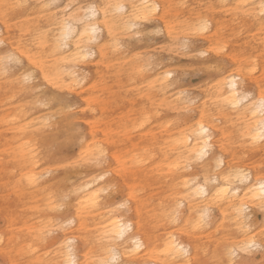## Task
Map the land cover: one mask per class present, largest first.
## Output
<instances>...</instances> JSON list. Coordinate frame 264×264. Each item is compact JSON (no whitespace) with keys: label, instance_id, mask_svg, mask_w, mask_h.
Returning <instances> with one entry per match:
<instances>
[{"label":"clouds","instance_id":"obj_1","mask_svg":"<svg viewBox=\"0 0 264 264\" xmlns=\"http://www.w3.org/2000/svg\"><path fill=\"white\" fill-rule=\"evenodd\" d=\"M128 2L144 8L148 18L137 21L139 28L136 33L122 34V50L113 52L106 46L107 31L101 24L94 54L84 63L59 66L78 69L83 76L80 85H73L71 91L66 87L45 89L48 94L66 97L65 103L72 111L59 114L51 127L34 138L35 146L32 148L35 155L29 164L39 161L42 168L38 181L45 183L36 186L44 189L36 204L41 215L34 224L21 230L25 233L23 237L15 229L11 234L0 231V264H39L42 257L51 259L53 250L58 247L55 240L65 235L76 239L78 264H88L90 253L103 255V249L108 247L106 241L99 239V234L119 219L132 225L119 243L121 253L131 248L137 239H144L147 249L148 244L155 245L171 233L188 248L193 264H212L213 258L215 264H264V209L252 194L257 179L264 177V141H257L255 146H251L242 134L244 127L254 131L264 121V113L252 112L250 107L264 95V38L260 36L264 19L257 16L254 10L259 0H183L189 5L187 8L176 7L180 0ZM15 5L14 0H0V14L5 24L9 10ZM208 5H216L217 8L213 11ZM238 7H246L247 10L223 11ZM202 17L207 22L206 30L201 34L193 33L190 24ZM217 41L228 45L223 55L208 51ZM51 43L49 34L47 45L36 49L39 50L38 57L46 61L47 70L55 73L57 64L49 55ZM74 51V46L70 45L60 55L71 57ZM137 54L153 55L157 60L151 71L132 79L130 73L137 67ZM252 60L256 61L255 72L247 70L252 66ZM169 70L171 86L163 91L169 94L167 102L179 109V93L182 90H187L199 102L197 109L190 114L175 111L173 125L177 128L190 126L199 120L200 108H205L206 123L214 145L209 153L210 166L221 155L219 146L222 136L234 143L228 145L223 153V172L218 174L216 184L208 185L207 199L191 203L185 201L187 207L179 210L176 225L165 223L160 217L159 226L154 227V220L164 210L162 206L171 207L175 201L167 198L168 191L156 199L147 198L140 177L148 175L151 166L147 163L148 159L143 166H137L135 154L124 152L121 137L126 134L129 125L125 123L113 128L118 114L111 108L121 98L138 96L139 90ZM197 78L202 82L198 83ZM229 80L235 81V88L228 86ZM233 93L236 95L233 96ZM224 96L239 99V111L230 104H222L218 98ZM218 132L220 135H217ZM96 145L103 147L105 155L102 162L99 165L86 163L83 154ZM74 161H79V164L62 166L71 165ZM233 167L247 169L248 180L237 184L230 198L213 204L215 190L222 183L220 175ZM48 169H51L50 173L46 171ZM117 169L127 171L118 172ZM32 171L37 169L32 168ZM204 171L205 167L201 166L187 175L199 172L203 178ZM104 172H111L106 182L118 185V190L100 198L96 207L83 217L78 214L80 203L75 198L59 211H52L49 206L50 192L68 189ZM178 183L179 177L170 178V188ZM122 200H126L128 206L111 211ZM241 203L247 205L244 217H239L234 211ZM205 206L211 209L207 220L190 233L191 223L199 219L196 210ZM52 217L72 220V229L67 234L58 233L56 238L43 244L37 239L38 230ZM242 224H246L247 228L242 230ZM245 244L248 246L243 247ZM135 264H149L147 253L139 257Z\"/></svg>","mask_w":264,"mask_h":264},{"label":"snow or ice","instance_id":"obj_2","mask_svg":"<svg viewBox=\"0 0 264 264\" xmlns=\"http://www.w3.org/2000/svg\"><path fill=\"white\" fill-rule=\"evenodd\" d=\"M21 6L20 4L15 5V7ZM38 7L41 15L46 17L49 23L31 38V43L36 47L46 46L49 34H51L52 43L49 55L56 61L57 70L55 73H50L47 70L46 61L42 57H36L33 54V49L23 46L9 48L5 40L0 39V46H3V49L0 50V81L12 83L20 90L31 94L32 108L40 110V118L34 120L31 125V131L35 133H40L44 129L51 127L58 119L59 114L65 111H72V108L65 103L66 97L48 94L45 91L46 88L60 87H66L71 91L73 85L79 86L82 82L83 76L78 73V69L70 70L59 66L65 64L78 65L86 62L94 54V46L101 31V24L107 31L106 46L113 52H119L124 47L121 39L122 34L136 33L139 28L137 21L148 18L144 8L138 4L129 3L128 0H41ZM176 7L187 8L189 5L180 0ZM208 7L213 11L217 8L216 5H208ZM246 10V7L223 9L226 13ZM254 10L257 16L264 19V0H259ZM206 28L207 22L203 17L199 21L190 24V30L193 33L201 34ZM260 36L264 38V24L260 27ZM262 42H264V39H262ZM70 45L75 48L71 57L60 55ZM227 47L226 42L217 41L208 51L214 52L219 56L225 53ZM25 56H27V60H25ZM97 59H100V57H97ZM135 59L137 67L133 73H130V78L132 79L151 71L157 60L153 55L143 54H137ZM255 63V60L251 61L252 66L247 69L249 72H255ZM212 67L214 66H210V68ZM170 75L171 70L161 73L156 79L150 81L144 89L139 90L138 95L152 99V93L163 92L167 87L171 86ZM227 83L231 88L236 86L234 80H229ZM235 95L233 93V96ZM179 96L181 97L179 109L167 102V107L171 111H181L190 114L197 109L198 100L190 95L187 90H182ZM218 99L222 104H230L239 111L237 108L240 103L239 99L234 100L228 96ZM153 106L155 112L145 111L127 130L136 131L137 128H143L152 115L159 114V108L163 104L156 105L155 100H153ZM250 107L252 112L264 113V95ZM206 120L207 112L205 108H200L199 120L190 124V126L180 127L179 134L174 135L167 142V149L174 151L176 157L166 165L167 172H161V175L179 177L180 183L172 186L167 193V198L175 201V204L171 207L162 206L164 210L154 220V227L159 226L160 217L163 218L165 223L176 225L179 220V210L187 207L185 201L191 203L207 199L208 185L216 184L218 174L223 172V153L227 150V146L234 143V141L221 137L219 146L221 155L216 157L210 166L209 153L214 145L210 139V129ZM171 123L173 124L174 121H171ZM242 134L248 139L251 146H255L257 141H264V121L258 124L254 131L244 127ZM217 135H220V133L218 132ZM27 149L29 155L34 157L35 153L30 144L27 145ZM153 154L148 148H145L142 153L135 154V164L143 166ZM104 155L103 147L96 145L95 147H90L82 158L86 163L99 165ZM76 164H79V161H74L71 165L65 164L62 166L69 167ZM201 166L205 167L203 178L200 177L199 172L195 175H187ZM46 171L50 173L51 169ZM117 171L126 172L127 169H117ZM110 175L111 172H104L68 189L50 192V208L53 212L59 211L75 198L80 203L78 214L83 217L91 208L96 207L100 198L118 190V185L106 182V177ZM248 178V170L242 167H233L230 171L220 175L222 183L215 190L212 198L213 204L230 198L234 187L237 184L246 182ZM38 179L39 177L35 174L22 178L29 185L35 184ZM252 194L261 202V207L264 209V177L257 179L256 185L252 189ZM127 206V201L122 200L111 211L116 212ZM210 211V207L207 206L196 210V216L199 219L191 223L190 233L201 227L207 220ZM234 211L239 217H244L247 212V205L241 203L240 206L234 208ZM72 223V220L67 218L60 220L52 217L38 230L37 239L41 243L47 244L50 240L56 238L58 233H69L72 229ZM179 223H183V221H179ZM131 227L130 223L119 219L100 233L99 239L106 241L108 247L103 249V255H99L96 252L90 253L88 264H135L136 260L144 256L145 253H147L149 264H193V258L188 248L182 245L171 233H169L167 239L163 240L162 244L160 242L155 245L150 243L147 249L145 248V240L142 238L137 239L133 242L131 248L125 249L121 253L119 243L125 238ZM241 228L244 230L247 225L242 224ZM148 239L151 240V235H149ZM55 242L58 247L53 250V258L42 257L39 264H78L75 250L76 239L73 236L65 235L56 239ZM247 246L248 244L243 245V247ZM212 264H215L214 258Z\"/></svg>","mask_w":264,"mask_h":264},{"label":"bare ground","instance_id":"obj_3","mask_svg":"<svg viewBox=\"0 0 264 264\" xmlns=\"http://www.w3.org/2000/svg\"><path fill=\"white\" fill-rule=\"evenodd\" d=\"M14 2L22 6L9 10L7 24H5L3 15L0 14V39H4L9 48L15 46L31 48L33 54L38 57L39 50L31 43V38L49 23L48 19L41 15L38 7L41 0H14ZM2 49L0 46V50ZM25 60H27V56H25ZM29 67L31 66L29 65ZM197 82L202 81L199 79ZM2 84H0V96L2 99L8 100L9 113L1 118L2 123L7 126L1 141L6 146L12 145L13 149L21 156L26 171L22 177L31 174L38 176L39 171L42 170L41 165L39 161L29 164L32 157L28 153L27 145L35 146L34 138L39 133L31 131V125L34 120L40 118V110L32 108L31 94L20 90L12 83L6 84L7 87H1ZM166 97H169L166 92L152 93V99L147 96H128L119 99L111 108V111L118 114L113 128L125 123L130 128L145 111L155 112L153 100L156 105L163 104L159 108V114L152 115L143 128H137L136 131L127 130L126 134L121 137V147L125 153H142L145 148L154 153L147 161L151 166L148 169V175L140 177L141 187L148 194V199H156L161 193L170 190L171 177L161 175V172H167L166 165L176 157V153L168 150L166 145L174 135L179 134L180 128L171 123L176 113L167 107ZM32 168L37 171H32ZM44 183V181H37L35 184L29 185L25 180H22L21 190L25 192L26 198L39 200V194L44 189L36 186ZM157 203H159L158 200ZM0 216L6 217L2 211H0ZM34 223L33 220L20 228H15V230L23 237L25 233L21 230ZM12 230L9 224L4 229H0V231H9L10 234ZM160 243L162 244L163 241ZM0 258L2 259V257Z\"/></svg>","mask_w":264,"mask_h":264},{"label":"rangeland","instance_id":"obj_4","mask_svg":"<svg viewBox=\"0 0 264 264\" xmlns=\"http://www.w3.org/2000/svg\"><path fill=\"white\" fill-rule=\"evenodd\" d=\"M1 83V87H7L8 83L0 81ZM8 110V100L0 96V211L6 215L5 218L0 216V229L8 224L11 229H17L33 220L35 222L41 214L36 209L39 200L26 198L25 192L21 190L22 175L26 172L21 156L12 145L6 146L1 141L7 128L1 118L9 113Z\"/></svg>","mask_w":264,"mask_h":264}]
</instances>
